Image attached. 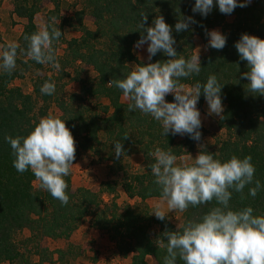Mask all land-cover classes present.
<instances>
[{
  "label": "trees",
  "instance_id": "obj_1",
  "mask_svg": "<svg viewBox=\"0 0 264 264\" xmlns=\"http://www.w3.org/2000/svg\"><path fill=\"white\" fill-rule=\"evenodd\" d=\"M35 1L13 0L14 13L25 18L27 23L17 43L20 46L16 58L18 67L11 74L0 73V264H42L52 261L54 253L61 251L52 252L42 247L40 242L43 238L68 239L85 217H89L91 227L107 235L119 254L130 257V264H149L148 256L154 258L155 264H163L167 253L160 240L162 233L179 230L188 220L197 219L218 206L213 200L195 208L189 207L183 212L182 225L176 228L167 218L163 221L157 219L144 203L148 198L160 197L150 170L154 158L149 152L156 147L165 150L171 147L178 157L182 150L175 143V136H163L160 124L150 116L139 110L128 111L130 101L122 103L121 90L110 83L111 80L123 79L134 70L132 64L138 67L148 62L139 60L133 52L134 43L141 36L139 24L142 14L147 15L148 26L156 16L164 17L166 23L173 27L176 51L185 58L194 56L195 36L201 37L207 45L206 30L218 27L226 35V46L222 50L207 47L199 57L200 74L182 78L180 83L193 86L196 82H206L209 75L215 74L224 84L221 93L224 110L218 126L225 129L226 137L210 153L221 160L233 155L239 158L251 156L256 169L254 180L258 179L264 184V95L247 92L248 81L242 78V73L248 71L247 62L239 59L234 47L242 33L264 39V0H251L246 7H236L231 15L222 14L218 7H214L206 18L192 12L194 0H83V8L75 11V23H68L81 35L70 38L67 48L74 60L92 67L96 75L89 85L82 82L83 95L72 94L69 100H81L82 96L102 97L109 104L102 106L104 115L95 113L86 117L82 110L73 112L67 101H57L62 113L60 118L66 120V127L71 130L80 149H90L98 141L99 131L108 134L112 145L120 141L123 148L138 147L144 158V172L124 171L121 187L129 198H138L141 203L119 207L114 199L115 186L109 181L102 182L96 192L83 188L73 191L70 175L64 178L68 185L67 205H62L46 190L35 187L33 183L36 178L31 170L21 174L13 167L11 147L4 140L6 135H27L46 113L44 108L36 111L35 98L23 93L19 87L10 86L11 80L20 77L31 64L41 66L25 54L27 42L23 38L39 31L34 16L40 7ZM48 1L54 7L46 13V25L53 26L50 18L54 12H58L59 0ZM86 14L93 19L94 29L84 25ZM189 16L194 17L197 23L191 25L189 31L177 33L175 23L181 17ZM167 59L158 53L151 62ZM40 89L36 84L33 91L45 103L52 95H44ZM166 100L171 102L173 96H166ZM204 100L202 93L197 106L200 107ZM110 107L111 113L108 112ZM185 138L184 144L188 146L187 150H191L193 141L187 136ZM254 186V183L246 186L243 193L233 192L230 201L233 210L251 206L254 214H264V191L258 192L255 197L248 195L249 188ZM103 192L113 196L110 203L102 199ZM23 229L30 232L24 243L35 245L38 261H32L29 252L21 251L15 240L16 234ZM177 264H183V261L177 259Z\"/></svg>",
  "mask_w": 264,
  "mask_h": 264
},
{
  "label": "clouds",
  "instance_id": "obj_2",
  "mask_svg": "<svg viewBox=\"0 0 264 264\" xmlns=\"http://www.w3.org/2000/svg\"><path fill=\"white\" fill-rule=\"evenodd\" d=\"M251 0H194L192 12L206 18L214 7L220 13L231 15L236 7H246ZM148 17L142 14L139 24L140 38L134 43L135 49L147 52V63L128 72L123 79L111 80L130 101L128 111L139 110L158 122L162 135L187 136L194 141L202 138V120L197 104L203 93L208 114L221 116L223 113L222 87L215 74L206 82H196L185 88L180 80L198 76L201 72L199 56L185 58L176 51L173 27L158 15L147 25ZM194 17H181L175 23L177 33L189 31L196 24ZM63 35L52 25L25 35V54L38 64H51L59 69L53 42ZM207 47L222 50L227 37L219 30H206ZM146 45V49H145ZM16 42L0 50V73L11 74L17 67L18 48ZM241 61L247 62L248 71L242 78L248 81L246 90L251 94L264 95V39L242 33L234 44ZM21 51H24L23 49ZM158 53L167 60L151 62ZM44 95H53L54 82L45 81L40 89ZM172 94L169 102L166 96ZM65 119L58 116L40 118L27 135L15 137L6 135L4 140L11 147L13 167L18 173L31 170L39 181V189L46 190L54 199L67 205L69 195L65 177L71 174L75 160L76 142ZM198 155L192 163H177L178 157L171 151L156 147L149 155L154 158L150 165L154 183L160 191V203L152 214L161 221L167 217L161 210L166 203L169 210L185 212L189 207L205 205L215 201L212 207L197 219L188 220L176 231H164L160 238L166 248L163 264H264V214H254L251 206L233 210L230 206L233 192L243 193L248 185V195L255 197L264 191V184L254 180L255 166L252 157L239 158L235 155L226 160L216 158L213 153L200 145ZM116 159L123 156L120 141L114 143Z\"/></svg>",
  "mask_w": 264,
  "mask_h": 264
},
{
  "label": "rangeland",
  "instance_id": "obj_3",
  "mask_svg": "<svg viewBox=\"0 0 264 264\" xmlns=\"http://www.w3.org/2000/svg\"><path fill=\"white\" fill-rule=\"evenodd\" d=\"M4 2L6 3V10L11 11V14L14 13L13 0H4ZM35 2V4L40 7V10L35 14L34 22L37 29L41 30L46 26L47 11L53 9L54 6L48 0H36ZM81 8H83V0H59V10L58 12H54L50 18L51 23L54 24L53 26L58 27L63 33L57 42H53L57 62L60 65L59 69L53 67L51 64H41L40 67L31 64L20 77H16L10 82L11 87H19L23 93L29 94L36 99V111H38V108H44L46 111L44 117H61L62 113L57 105V101L61 100L67 101L71 108H73V112H75V110H82L86 117L95 113L104 115L102 106L109 104L108 100L102 97L89 98V96H82L81 100L74 99L72 100L74 102L69 100V97L72 94L80 93L83 95L81 93L82 82L89 85V81L96 75L92 67L78 60H74L71 52H69L67 48V41L70 38L80 37L81 35L80 31L70 28V25L68 24L69 22H72L73 24L75 23V11L80 10ZM14 16H16V20H14L12 15L4 20H2V17L0 16V31L10 29V34L8 36L5 35V38L9 43L13 41L18 43L20 35L17 39L13 38V32L20 28L23 29L24 25L27 23L25 18L20 17L23 19L21 20L17 19L19 16L16 14ZM83 22L87 28L94 29L93 19L88 14L84 16ZM15 25L17 26L15 27ZM218 30L221 32L220 28H218ZM3 42L5 41L1 39L0 34V50H2ZM201 42L205 44L201 37L195 36L194 56L200 57L204 48L206 52L207 45L205 44L203 47ZM132 67L133 69L136 68L134 64H132ZM45 81L54 82L56 91L47 102L43 103L33 89L36 84L41 87ZM120 101L122 103L129 102V100L123 95L120 97ZM111 111L112 108L110 107L108 112L111 113ZM200 113L202 120V128L200 129L202 132V138L200 141L192 140L193 147L191 150H187L189 148L184 144L187 139L185 138L186 136H175V143H177L182 150V153L178 156L177 163L183 161L192 163L193 159L200 151V145H203L208 152L214 151L217 149L219 142L226 137L225 129L218 126L220 116L214 114L209 115L207 105L204 109H201ZM123 149V156L116 159L113 152L114 145L108 140V134L104 131H99L98 141L93 143L90 149H80L76 144L75 160L73 161V165H71L70 174L72 190L74 191L83 188L96 192L99 190V186L102 182L109 181L115 186L114 199L119 207L122 208L126 204H140L141 202L138 198H129L125 194L121 187V180L124 171H128L129 173L144 172L143 154L136 146H127ZM33 184L35 187H38L39 181L35 180ZM112 197L113 196L107 192L102 193V199L108 203L111 202ZM144 203L149 207V211L152 214L154 207L160 203V197L148 198ZM161 210L166 213V218L171 221L176 228H179L182 225L183 212H180L179 210H169L166 203L161 204ZM29 236V230L23 229L16 234L15 240L21 251L26 253L29 252L31 255L30 259L32 261H38L39 256L35 254V245L33 243H24L25 239ZM70 238L72 242H69L67 245L65 244V248L60 250L61 252L54 253V257L59 260V264H89V262L98 264H130V257H124L119 254L114 243L109 240L105 233L91 227L89 217H85L80 222L79 226L71 233L68 239ZM42 241L40 242V245L47 248L43 246ZM47 249L49 250V248ZM54 250L57 249H53L52 252H54ZM47 262V264H52L53 261ZM147 262L149 264H155L154 258L150 256L147 257ZM3 264L8 263L4 262Z\"/></svg>",
  "mask_w": 264,
  "mask_h": 264
},
{
  "label": "crops",
  "instance_id": "obj_4",
  "mask_svg": "<svg viewBox=\"0 0 264 264\" xmlns=\"http://www.w3.org/2000/svg\"><path fill=\"white\" fill-rule=\"evenodd\" d=\"M5 2H4V0H1V2H0V16L2 17V20H4V19H8V17L10 16V15H12V17L14 18V20H16V16H14L15 14L14 13H10L11 11H8V10H6V7H5ZM17 19H21V20H23L22 18H20V17H17ZM2 23V22H1ZM17 25H15V27H16ZM22 27V26H21ZM213 29H216V30H218V27H215V28H212L211 30H213ZM21 31H22V28H20V29H18L17 31H15V32H13L14 33V37L13 38H18L19 37V35H20V33H21ZM4 34H3V33ZM0 34H1V39L3 40V41H5L6 43H9L8 42V40H6V38H5V35L6 36H8L9 34H10V29L8 30V29H5L4 31H0ZM4 35V36H3ZM197 37V36H196ZM13 42H16V41H13ZM200 43V42H199ZM198 45V44H197ZM201 45H203V47L205 46V44H203L202 42H201ZM195 46H196V40H195ZM145 49H146V45H145ZM133 52H134V54H135V56L139 59V60H141V61H144V62H147L148 60H147V52H146V50H144V49H135L134 47H133ZM204 52H205V48L203 49V51L201 52V55L202 54H204ZM185 88H190V87H192L191 85H189V84H184L183 85ZM169 95H172V94H169ZM207 105V103H206V101L204 100L203 101V103H202V105L200 106V107H198L197 106V108L200 110V112H201V109H204L205 108V106ZM207 108H208V106H207ZM69 242H72L71 241V238L70 239H55V240H53V239H50V238H43V241H42V244H43V246H45V247H47V248H49V250L50 251H53V249H57V250H54V251H60V250H63L64 248H65V244L67 245ZM91 248H92V246H91ZM55 255V254H54ZM54 255H53V262H52V264H59V260L57 259V258H55L54 257ZM48 262L47 261H45V262H43L42 264H47ZM89 264H98V263H93V262H89Z\"/></svg>",
  "mask_w": 264,
  "mask_h": 264
}]
</instances>
